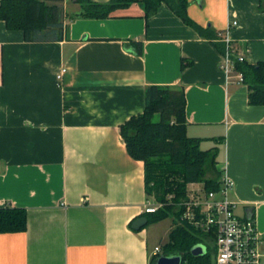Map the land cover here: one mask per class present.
<instances>
[{
	"label": "crops",
	"instance_id": "1",
	"mask_svg": "<svg viewBox=\"0 0 264 264\" xmlns=\"http://www.w3.org/2000/svg\"><path fill=\"white\" fill-rule=\"evenodd\" d=\"M259 4L187 0L186 12L254 64L264 62ZM62 6L57 41H26L0 20V208L26 212L25 231L0 233V264H149L160 242L132 227L150 202L144 164L119 133L143 112L149 85L184 89L186 133L217 149L228 199L254 218L264 252V105H249L247 86L220 69L215 43L165 4L145 16L134 2L104 19Z\"/></svg>",
	"mask_w": 264,
	"mask_h": 264
},
{
	"label": "trees",
	"instance_id": "2",
	"mask_svg": "<svg viewBox=\"0 0 264 264\" xmlns=\"http://www.w3.org/2000/svg\"><path fill=\"white\" fill-rule=\"evenodd\" d=\"M80 6L77 16L107 18L118 8L137 2L145 16L158 11L165 4L186 25L201 36L213 41L222 54L230 51L209 29H202L187 15V0H110L95 3L91 0H72ZM63 0H1L0 20L9 29L21 30L26 41H57L62 37ZM262 7L264 0H259ZM264 11V7L262 8ZM141 53L139 44L131 42ZM234 67L243 75L248 88V104L264 105V62L249 64L232 56ZM127 154L144 164V185L150 202L163 207L147 218V227L172 218L173 227L160 252L153 255L149 264L159 256L179 255L181 264H212L215 255L214 235L196 230L181 220V209L176 205L185 200L189 184H202L207 191L218 190L222 172L217 168V149L202 150L200 139L186 133V97L182 87L149 85L145 89L143 112L131 116L119 128ZM172 196L171 200L167 197ZM26 230V212L8 205L0 208V233ZM206 247L204 255L191 253L193 246Z\"/></svg>",
	"mask_w": 264,
	"mask_h": 264
},
{
	"label": "built area",
	"instance_id": "3",
	"mask_svg": "<svg viewBox=\"0 0 264 264\" xmlns=\"http://www.w3.org/2000/svg\"><path fill=\"white\" fill-rule=\"evenodd\" d=\"M236 26V22H232ZM219 37V36H218ZM219 40L221 38L219 37ZM224 42L228 43L226 39ZM233 52L223 54L220 69L236 83L243 84V75L234 67ZM243 62L244 56L234 57ZM65 69H61L56 79L61 80ZM234 186L233 181L221 174L218 190L207 191L202 184H189L185 200L176 205L181 209V220H185L196 230L214 235L215 255L212 264H264V252L261 250L262 239L252 217H239L234 213L236 204L228 199V191ZM168 200L172 196L167 197ZM163 207L162 203L147 202L142 214H152ZM160 252L155 247L154 255Z\"/></svg>",
	"mask_w": 264,
	"mask_h": 264
},
{
	"label": "water",
	"instance_id": "4",
	"mask_svg": "<svg viewBox=\"0 0 264 264\" xmlns=\"http://www.w3.org/2000/svg\"><path fill=\"white\" fill-rule=\"evenodd\" d=\"M147 224L146 217H139L132 223L133 229H140ZM191 253L195 256L204 255L206 253V247L202 244H197L192 247ZM155 264H181V257L179 255L159 256Z\"/></svg>",
	"mask_w": 264,
	"mask_h": 264
},
{
	"label": "rangeland",
	"instance_id": "5",
	"mask_svg": "<svg viewBox=\"0 0 264 264\" xmlns=\"http://www.w3.org/2000/svg\"><path fill=\"white\" fill-rule=\"evenodd\" d=\"M234 213L237 214L236 208H234ZM170 222L172 224V218L171 217L164 219V220L160 221L159 223H155V224H151V225L147 226L149 234H150V239L155 241V243L160 242V245L156 246V247L160 248L161 244L165 242V241L161 240V238H162L164 231H165L164 228H168V225L170 224ZM152 232H153V235H151Z\"/></svg>",
	"mask_w": 264,
	"mask_h": 264
}]
</instances>
